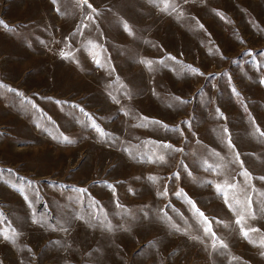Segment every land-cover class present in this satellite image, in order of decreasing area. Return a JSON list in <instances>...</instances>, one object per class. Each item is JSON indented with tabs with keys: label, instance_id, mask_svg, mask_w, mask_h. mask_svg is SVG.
I'll return each instance as SVG.
<instances>
[{
	"label": "rangeland",
	"instance_id": "1",
	"mask_svg": "<svg viewBox=\"0 0 264 264\" xmlns=\"http://www.w3.org/2000/svg\"><path fill=\"white\" fill-rule=\"evenodd\" d=\"M89 3L0 0V262L264 264V0Z\"/></svg>",
	"mask_w": 264,
	"mask_h": 264
},
{
	"label": "snow or ice",
	"instance_id": "2",
	"mask_svg": "<svg viewBox=\"0 0 264 264\" xmlns=\"http://www.w3.org/2000/svg\"><path fill=\"white\" fill-rule=\"evenodd\" d=\"M184 2L186 3L187 0H184ZM53 3L55 4V3H56V0H53ZM83 3H84L85 5H87L89 8H92V5L89 3V0H83ZM173 10H174V9H173ZM93 11H95V9H93ZM221 18H223V17H221ZM0 26H3V27H5V28H8V26L5 25L3 21H0ZM123 27H124V29H125L126 31L129 32V34H131V30L128 28V25H127L126 23L123 25ZM201 27H203V26L201 25ZM9 31H13V30H12V29H9ZM61 57H62V58H65V56H64L63 53H61ZM170 59H175V58H174V57H170ZM95 63H96L99 67H103V65L100 63V60H99V59H95ZM161 63H163V61H161ZM192 71L195 72V71H197V70H196V69H192ZM201 75H202V73H201ZM261 83H264V81H261ZM0 87H2V85H0ZM11 91H15V90H11ZM233 91L235 92V89H233ZM235 94H236L237 96L239 95L238 92L235 93ZM177 99H179V98H177ZM185 103H186V102H185ZM81 111H83V109H81ZM217 113L220 114V113H219V109H217ZM142 119L145 121V123H144V124H141L140 126H147V124L150 123V124H153V125H159V126H161V127H164V128H165L166 130H168V131H179V127L174 128V129H169L167 125H163L162 122H160V121L148 120V118H146V117H145V118H142ZM185 123H186V124H189V127H190V122H187V121H186ZM92 126H93L94 128H97V126H96L94 123H93ZM97 131H101V134H102V135L104 134V133L102 132V130H100V129H98V128H97ZM224 131L227 132V131H228L227 128H225ZM181 135H183L182 132H181ZM261 136H264V133H261ZM64 142L69 143V144L74 143V141L69 140L67 137H64ZM159 147H161L162 149H164V150H165V153L168 154V155H171L172 152H182V151H183V149H177V148H174L172 145H170V144H166V143H162V144H160ZM229 147H230V148L233 147L230 141H229ZM125 150H127V149H125ZM237 159H239V155H238V154H237ZM146 161L149 162V163L163 164V163L165 162V155H164V154H161V155L155 156V158H153L152 156H149V157L146 158ZM181 167H185V170H186V166H184L183 161H181ZM205 170L207 171V170H214V169H212V166H211V165H207V167H206ZM188 175H191V173L189 172ZM243 175H245L246 178L251 179V174L248 173L247 171H246L245 173H243ZM173 177H174L175 179H179V178H180V174H179V172H177V173H173V174H172V177H169V179H172ZM148 179H149L150 181H152V183L155 184V183L158 182L159 179H162V178H158V177H155V176H149ZM258 179L264 180V176L258 177ZM207 183L210 184L211 181H209V182H207ZM106 187H108V188H109L111 191H113V193L115 194V188H114L113 185L108 184V185H106ZM215 188H216V191H217L218 194H220V195H224V196H225V203L228 204L229 208L231 209L232 206H231V204H229V202H228L227 196H226V194H225L224 187H223L222 185H220V184H216V185H215ZM73 191L80 192V193H84V192H86L87 190H86V189L75 188V189H73ZM157 195H158V196H167V195H168L167 186H165V189H164L163 192H157ZM174 195H175L177 198L184 199L185 202L188 203V204H189V205H190V206H191V207L197 212V214H198L200 217H202V218L204 219V221L208 224V226L205 228V232H206V233L210 232V231H211V223L207 221V217L204 216V213H203V212H200L199 209H196L194 202H192V201L190 200V198L187 197V195L183 192V189H181L180 191L175 192ZM117 206H120V205H117ZM168 207H171V205H168ZM249 208H251V198H249ZM173 210L175 211V209H173ZM145 215H147V214H145ZM253 218H254V217H253ZM243 219H244L243 216H240V217H238L237 220H236V223H237L238 225L241 226V234H242L246 239H249V242H250V243H253L254 246H256V242L250 239L249 233H250V232H259L260 229H258V228H248V229H245L244 225L242 224V220H243ZM33 222H34V223H37L38 221H36V220L34 219ZM213 235H215V234L213 233ZM5 238L7 239V237H5ZM258 246L264 248V240H261V241H260V244H259ZM220 247H221V248H227V245L224 244L223 241H220ZM260 255H261V256H264V251H261V252H260ZM233 259H237V258L234 257ZM0 264H2V262H0Z\"/></svg>",
	"mask_w": 264,
	"mask_h": 264
}]
</instances>
